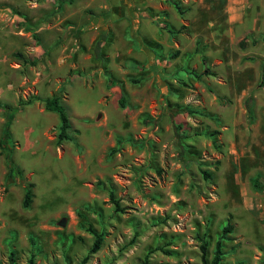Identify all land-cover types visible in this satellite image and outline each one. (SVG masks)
Here are the masks:
<instances>
[{
	"label": "rangeland",
	"instance_id": "1",
	"mask_svg": "<svg viewBox=\"0 0 264 264\" xmlns=\"http://www.w3.org/2000/svg\"><path fill=\"white\" fill-rule=\"evenodd\" d=\"M263 64L264 0H0V264H264Z\"/></svg>",
	"mask_w": 264,
	"mask_h": 264
},
{
	"label": "trees",
	"instance_id": "2",
	"mask_svg": "<svg viewBox=\"0 0 264 264\" xmlns=\"http://www.w3.org/2000/svg\"><path fill=\"white\" fill-rule=\"evenodd\" d=\"M175 8H177V6H175ZM263 85H264V64L262 65L261 72H260V79L258 82V86H263ZM0 106L2 108H4L5 112L7 113L6 124H5L4 128L1 130L0 148H2L3 147V140L9 138V136H10L8 125H9V121L11 120L13 113L17 110V108L16 107L10 108L7 104H4V103H0ZM43 107L46 110L53 111L57 114V118H58L57 139H59V140L70 139V135L68 134V130L70 129V122H69V119H68V116L66 113V109H65L64 105L60 102L59 96L57 94H52L48 97H45L43 99ZM247 110H248V115H250V105L247 106ZM6 164H7V168H8L7 176L9 178H12V179H15V178L21 179L22 178L21 170L17 166H15L14 164H12L9 159L6 160ZM201 172L206 177L209 175L205 170H201ZM258 177L259 176L257 175V176L252 177L250 179L252 186L254 188H257V189H264V183L260 182L258 180ZM31 196H32V194H31V183L23 182V197H22V205L23 206H27L29 204V202L31 200ZM109 199H110L111 203H113L114 207L117 208L118 204H117L116 200L113 199L112 194H109ZM80 225L83 227L84 224L81 223ZM86 230H88L94 236L93 241L91 243V246L88 249V253H93L99 248V245L101 242V237H100L99 233H96L94 231V229H92L89 226H87ZM230 230H231V226L229 224H227L226 226H224L222 228L223 233H226ZM219 247H220V243H219V240H217L214 244L213 255L211 258V264H216L217 261L219 260V254H220V248ZM200 248H201V250L204 249V247H202V246ZM86 258H87V255H85L82 258V263L85 261ZM28 264H32L31 258H29Z\"/></svg>",
	"mask_w": 264,
	"mask_h": 264
},
{
	"label": "crops",
	"instance_id": "3",
	"mask_svg": "<svg viewBox=\"0 0 264 264\" xmlns=\"http://www.w3.org/2000/svg\"><path fill=\"white\" fill-rule=\"evenodd\" d=\"M114 6H112L111 8H110V10H108V12L106 13V15L108 16V17H110V18H112L114 15H116V14H118V13H116V9L115 8H113ZM147 9V8H146ZM119 12H120V10H119Z\"/></svg>",
	"mask_w": 264,
	"mask_h": 264
}]
</instances>
